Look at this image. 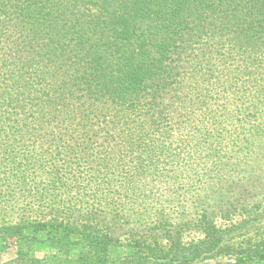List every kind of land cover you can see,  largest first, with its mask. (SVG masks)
<instances>
[{"label":"trees","instance_id":"trees-1","mask_svg":"<svg viewBox=\"0 0 264 264\" xmlns=\"http://www.w3.org/2000/svg\"><path fill=\"white\" fill-rule=\"evenodd\" d=\"M263 64L264 0H0V187L41 181L44 153L60 178L81 155L173 163L215 132L218 102L251 101ZM100 237L83 236L103 262Z\"/></svg>","mask_w":264,"mask_h":264},{"label":"rangeland","instance_id":"rangeland-1","mask_svg":"<svg viewBox=\"0 0 264 264\" xmlns=\"http://www.w3.org/2000/svg\"><path fill=\"white\" fill-rule=\"evenodd\" d=\"M252 94L218 102L215 132L165 166L135 168V157L124 156L120 167H99L117 155H81L60 178L44 153L45 168L34 173L41 181L0 187V264H182L213 238L215 255L188 264H264L255 256L264 255V82ZM30 142L44 152L56 141ZM83 236L111 237L105 261Z\"/></svg>","mask_w":264,"mask_h":264},{"label":"flooded vegetation","instance_id":"flooded-vegetation-1","mask_svg":"<svg viewBox=\"0 0 264 264\" xmlns=\"http://www.w3.org/2000/svg\"><path fill=\"white\" fill-rule=\"evenodd\" d=\"M246 264H248V263H246Z\"/></svg>","mask_w":264,"mask_h":264}]
</instances>
